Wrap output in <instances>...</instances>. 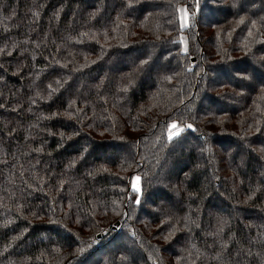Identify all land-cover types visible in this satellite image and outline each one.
I'll use <instances>...</instances> for the list:
<instances>
[{
  "label": "trees",
  "instance_id": "16d2710c",
  "mask_svg": "<svg viewBox=\"0 0 264 264\" xmlns=\"http://www.w3.org/2000/svg\"><path fill=\"white\" fill-rule=\"evenodd\" d=\"M253 75L264 0H0V264H264Z\"/></svg>",
  "mask_w": 264,
  "mask_h": 264
},
{
  "label": "rangeland",
  "instance_id": "374dc122",
  "mask_svg": "<svg viewBox=\"0 0 264 264\" xmlns=\"http://www.w3.org/2000/svg\"><path fill=\"white\" fill-rule=\"evenodd\" d=\"M242 3H243L242 4L243 6H246V4H244V2H242ZM180 17H181L182 26L183 27L187 26L188 14H187V9L185 7H183V6H181V8H180ZM148 50L149 49H146V53H147ZM141 52L142 51L139 50L138 52H133V53L127 55V56L120 55L118 57H115L111 61H109L106 64H104L103 68L106 69L107 71H109V70H111L113 68L118 69V68H121V67H124V66H129V64H131V62L134 61V58L136 56H138L139 53H141ZM159 69L162 70L163 66H160L159 63L154 62L151 65V68H149L147 71L145 70L144 73L148 74V73H150V70L157 71ZM143 78L144 77H141V80H143ZM144 80H145V82H148V80L146 81L145 78H144ZM255 84H264V76L259 78V77H257V75H253L251 81L249 83H244L242 86L244 88H246V89H249L250 86H253ZM228 104L229 103L227 101H225V102H220V103L219 102H215V103H212V104L211 103H205L204 106H206L205 109H210L213 112L215 110L220 109L222 106L223 107H227ZM173 124H175V123H173ZM173 124L170 125L169 130H168L169 137L176 136L179 133V126H177V124H175L177 127L176 128H172ZM259 142L260 143L258 145H261L263 143L261 141H259ZM225 144H226V146L228 145L227 143H225ZM230 146H231V144H230ZM233 147L236 148L237 154L233 155L232 153H230L232 155V160L234 162V165L237 166L239 168V170H241L242 165H243L242 163L244 161L243 159H244V156L246 154V151H247L248 147H246L245 145H241L240 146L237 142H234ZM175 159H178V157L176 156ZM178 161L179 162H177V167L181 164V161L180 160H178ZM169 168H167L166 171H164L163 175L160 176V179H162L163 182H165V183H161L163 185L159 184V186L163 187V186L166 185V188L168 186H171L173 189H175V186L173 185V181L175 180L174 176H169L168 177ZM167 195H165V196H167V198L166 197L165 198L160 197V203H159L160 211L171 210L176 205V202H177L178 198L175 195V193L173 192V190L167 192ZM218 206L222 207L220 205V203H218ZM214 209L219 210V208H217V207H215ZM231 214H233V211L231 212ZM116 247H118V249L120 251L127 252L128 255L133 254V250H132L131 246L127 242L123 241V239H117ZM175 249H176L175 247L171 246V248H169V251H172V250H175Z\"/></svg>",
  "mask_w": 264,
  "mask_h": 264
},
{
  "label": "snow or ice",
  "instance_id": "6c2138e0",
  "mask_svg": "<svg viewBox=\"0 0 264 264\" xmlns=\"http://www.w3.org/2000/svg\"><path fill=\"white\" fill-rule=\"evenodd\" d=\"M177 126L175 124L172 125V128H176ZM190 127V125H189ZM171 138V137H170ZM137 180H139V178L137 177ZM135 191L139 192L140 188L139 187H135ZM138 202V201H137Z\"/></svg>",
  "mask_w": 264,
  "mask_h": 264
}]
</instances>
